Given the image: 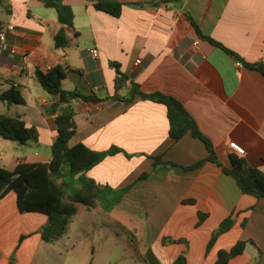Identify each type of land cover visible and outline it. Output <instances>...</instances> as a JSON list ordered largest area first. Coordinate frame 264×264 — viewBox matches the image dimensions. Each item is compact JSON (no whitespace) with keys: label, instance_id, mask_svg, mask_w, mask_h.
Listing matches in <instances>:
<instances>
[{"label":"crops","instance_id":"obj_1","mask_svg":"<svg viewBox=\"0 0 264 264\" xmlns=\"http://www.w3.org/2000/svg\"><path fill=\"white\" fill-rule=\"evenodd\" d=\"M5 1L0 29L14 27L6 42L15 53L0 58V93L14 88L24 104L2 103L0 115L19 118L33 130L30 142L40 154L25 153L22 147L30 142L20 146L0 138V168L12 172L20 163L50 161L57 133L54 117H46L43 106L54 98L42 90L35 72L62 66L64 91L99 100L72 102L76 131L69 146L82 143L95 152L119 149L86 176L101 187H130L114 211L92 210L103 217L119 212L143 219L148 246L161 264H172L181 254L187 264H216L219 251L247 241L253 245L225 264H264V199L243 195L222 172L229 168V155H235L264 173V77L244 66L264 67V0H175L157 9L146 0H119L118 18L97 11L99 0H65L78 39L63 51L54 47L53 9L38 0ZM187 14L204 36L233 55L201 40ZM91 49L98 51L97 59L90 56ZM113 65L128 76L119 91ZM131 82L145 94L176 99L211 141L221 167L205 162L184 171L181 167L206 159L204 144L190 133L177 142L170 139L163 105L139 96L117 105L114 96H128ZM153 157L174 165L153 168ZM144 174L148 177L140 180ZM186 200L192 204H183ZM199 214L206 218L198 225ZM230 215L234 225L208 249L211 236ZM46 222L40 213L20 212L13 192L0 198V264H96L91 244L62 242L63 235L55 242L43 240ZM118 229L112 230L117 237L123 234ZM123 241L146 264L142 251L128 238Z\"/></svg>","mask_w":264,"mask_h":264},{"label":"trees","instance_id":"obj_2","mask_svg":"<svg viewBox=\"0 0 264 264\" xmlns=\"http://www.w3.org/2000/svg\"><path fill=\"white\" fill-rule=\"evenodd\" d=\"M45 8L53 9L56 13L57 24L52 29L54 47L57 50H65L77 44L78 33L74 30V14L70 6L64 4L65 0H38ZM175 0H146V5L157 9L164 3H172ZM123 3L119 0H99L94 4L97 11L106 13L114 18H118L122 12ZM186 19L190 21L201 40L208 41L225 53L233 55L228 49L216 43L211 38L204 36L196 23L187 14ZM57 26V27H56ZM250 70L260 73L264 77V67L262 64H244ZM116 71V90L122 88V84L128 79L119 71V65H113ZM37 82L42 90L54 98V101L43 106L46 117L53 119V124L57 133L52 144L51 159L48 163H20L12 172L0 168V198L6 193L13 192L16 205L20 212L40 213L47 218L46 224L41 229V236L46 242H55L64 235L72 218L76 214L73 205L62 204L66 201L72 204H81L85 208L100 209L104 213L114 211L122 197L130 189L126 187L120 190H113L109 187H101L92 179L86 176L93 167L101 163L106 157L120 153L121 151L112 148L106 152H95L79 143L69 146V141L76 131L74 122L75 111L72 102L75 100L99 102L95 97H86L77 92H67L62 89V82L66 76L62 66H55L46 72L37 70L35 72ZM135 77V74L130 76ZM136 96L142 100L151 101L163 105L166 109V117L169 125V137L174 142L179 141L187 133L200 140L208 153L205 160L195 163L192 166L181 167L184 171H191L200 168L205 162H210L221 167L216 158L214 147L211 141L198 129L194 119L188 114L183 106L174 98L161 94L143 93L139 85L131 82L130 93L126 97L114 96L117 105L132 102ZM23 105L24 101L19 93L11 88L0 93V104ZM33 130L27 129L24 122L19 118H12L0 115V138L6 141L15 142L20 146L27 145L33 138ZM129 157V156H128ZM153 168L160 166L174 165L165 162L161 157H153ZM222 172L231 177L243 195L264 199V173L258 169L250 167L243 158L229 155V168H223ZM148 177L142 175L139 179ZM183 204H192L186 200ZM198 225L206 218L205 214H199ZM246 220L242 224L244 226ZM234 221L230 215L223 220L217 231L211 236L208 249L214 244L217 237L228 232ZM175 242V241H173ZM167 243L162 239V245ZM252 241L237 242L229 251H219L216 264H225L230 259L243 253L245 247ZM143 260L146 264H161L160 259L148 246L143 253ZM172 264H187L184 254L175 258Z\"/></svg>","mask_w":264,"mask_h":264},{"label":"rangeland","instance_id":"obj_3","mask_svg":"<svg viewBox=\"0 0 264 264\" xmlns=\"http://www.w3.org/2000/svg\"><path fill=\"white\" fill-rule=\"evenodd\" d=\"M4 7H6V1L0 0V11ZM4 14L0 13V19L3 18ZM22 148L25 153L40 154L34 142H30L29 147ZM62 204L73 205L76 209V214L63 235L62 242L74 240L77 243H85V245L91 244L97 253L95 256L96 264L99 261V264H115L117 262L118 264H143L135 247L134 250L125 247L123 241V238H128V241H131L144 253L146 246H148V240L143 229V219L140 217H123L122 213L119 212L111 215V217H103L97 210H89L81 204H72L66 201H62ZM116 227L127 230L128 234H124L118 229V232L123 234H118L117 237L112 231Z\"/></svg>","mask_w":264,"mask_h":264},{"label":"built area","instance_id":"obj_4","mask_svg":"<svg viewBox=\"0 0 264 264\" xmlns=\"http://www.w3.org/2000/svg\"><path fill=\"white\" fill-rule=\"evenodd\" d=\"M14 31V27L12 25H7L4 28L0 29V58L4 53H8L10 57H12L15 53V50L8 46L6 39L9 33ZM89 54L93 59L98 58V51L96 49L89 50ZM139 64V61H136ZM238 67H242L240 63L237 64Z\"/></svg>","mask_w":264,"mask_h":264}]
</instances>
